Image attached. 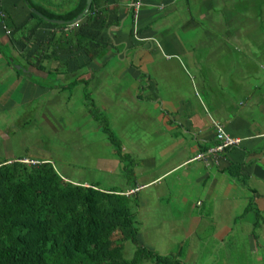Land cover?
<instances>
[{
    "label": "crops",
    "instance_id": "0c3cea01",
    "mask_svg": "<svg viewBox=\"0 0 264 264\" xmlns=\"http://www.w3.org/2000/svg\"><path fill=\"white\" fill-rule=\"evenodd\" d=\"M48 1L51 11L62 12L76 2ZM64 1L71 2L69 7ZM131 2L99 4L98 20L84 30L92 37L91 49L105 46L93 59L75 45L70 33L74 27L63 31L37 22L22 0H0V13L5 15L0 19V43L10 40L13 50L46 71L74 73L86 64L76 77L90 79L92 103L134 159L135 184L131 187L119 176L108 140L102 142L98 136L90 142H100L93 148L98 155L84 161L96 171L116 172L119 187L70 182L136 193L137 236L148 248L165 254L167 246L156 238L164 223L171 252L185 244L183 262L215 264L217 259L206 258L209 249L220 255L218 249L234 237V230L238 234L246 228L252 239V212L239 216L249 200L264 217V0H141L134 20ZM81 43L79 39L76 44ZM13 69L0 57V110L2 99L11 103L8 95L24 98L37 91ZM58 79L61 84L69 81L64 75ZM80 87L76 84L68 93ZM47 93L57 96L59 91ZM211 118L239 142L224 153L194 159L200 148L214 143ZM103 150L110 154L107 166L98 161ZM77 155L85 157L82 151ZM180 186L192 195L183 194ZM176 200L182 212L170 211ZM246 214L251 219L242 224ZM257 228L259 241L264 222Z\"/></svg>",
    "mask_w": 264,
    "mask_h": 264
},
{
    "label": "trees",
    "instance_id": "16d2710c",
    "mask_svg": "<svg viewBox=\"0 0 264 264\" xmlns=\"http://www.w3.org/2000/svg\"><path fill=\"white\" fill-rule=\"evenodd\" d=\"M22 2L28 9L36 10L46 19L69 21L79 15L85 0H76L75 5L67 12H62L61 9L51 11L48 0ZM101 2L102 0H91L87 14L76 21L74 31L70 32L73 33L77 48L90 53L91 59L105 49L104 45L91 49L88 44L92 37H87L84 33L86 27L98 20ZM70 4V1L63 3L66 8ZM30 15L37 22H44V19L32 12ZM4 18L5 15L0 17L1 21ZM98 23L103 25L104 21L100 20ZM65 26L54 25L60 30ZM79 39L82 42L80 45L76 44ZM0 57L30 84L57 91L81 84V93L86 100L84 108L104 132L119 164V176L127 185L134 186V159L128 151L121 148L120 140L108 127L107 119L92 103L87 91L90 79L76 77L75 72L80 73L86 69V64L79 66L74 73L46 71L41 65L29 62L13 50L10 40L0 43ZM16 65L19 66L17 71L14 67ZM22 69L26 72H22ZM60 75L69 77V81L61 84L58 79ZM215 143L214 139L210 147L200 148L195 154L204 153L205 158L213 156V153L206 151ZM226 150L229 149L224 148L218 154ZM23 158L0 160V264H184V243L179 244L175 252L165 255L138 241V224L133 217L138 204L136 193L124 194L112 187L104 190L97 183H72L63 179L49 162L32 159L22 162ZM233 175L237 176L236 173ZM252 204V200H249L239 216L247 211L252 212L250 235L255 240L253 232L264 222V217ZM126 242L133 245L129 258H125L123 253Z\"/></svg>",
    "mask_w": 264,
    "mask_h": 264
},
{
    "label": "rangeland",
    "instance_id": "374dc122",
    "mask_svg": "<svg viewBox=\"0 0 264 264\" xmlns=\"http://www.w3.org/2000/svg\"><path fill=\"white\" fill-rule=\"evenodd\" d=\"M36 87L37 91L34 90L36 93L30 96L21 98L11 94L8 95L12 99L11 103H6V99L1 101L4 106L0 110V160L24 157L21 159L22 162H29L28 159L47 161L61 177L67 180L98 181L99 186L104 188L109 185L119 187L120 180L116 172L113 171L108 175L103 171H96L90 162L87 163L92 154L98 155L97 150L93 149L94 146H101L100 142L91 145V138L98 136L102 138V142L106 140L98 122L84 112L86 100L81 90L68 93L69 89H64L56 96L49 95L46 87L38 85ZM45 88L47 91L43 92ZM211 120L215 119L211 118ZM79 151H82L85 157L77 155ZM107 156H110L108 150L106 152L103 150V159H98L100 166L109 164L110 161L106 160ZM178 189L189 197L192 195V192L185 190L182 186ZM194 199L191 198V200ZM178 200L171 203L170 211L182 212L183 206L177 204ZM245 218L242 224L247 219L250 220L251 215L246 214ZM161 225L159 226L161 233L156 238L165 243L168 249L164 251L167 254L171 252L173 245L171 238L169 240L164 234L167 224ZM253 233L258 234V228H255ZM232 236L234 237L225 239L223 248L218 249L220 255L209 249L206 258L217 259L215 264H264V237H261L259 241L250 239L246 228L245 230L241 228L238 234L234 230ZM137 238L143 243L139 235ZM132 249L133 245L126 242L123 249L125 258L130 257ZM184 263L193 264L189 259H186Z\"/></svg>",
    "mask_w": 264,
    "mask_h": 264
},
{
    "label": "built area",
    "instance_id": "2783aa9c",
    "mask_svg": "<svg viewBox=\"0 0 264 264\" xmlns=\"http://www.w3.org/2000/svg\"><path fill=\"white\" fill-rule=\"evenodd\" d=\"M141 0H132V2L130 3L129 7L132 10V18L133 20L136 17V13L138 11V8L141 5ZM0 17H4V15L2 13H0ZM76 26V22L66 25L63 28V31H66L68 29H70L71 27H75ZM2 30L4 31L5 34H8V30L5 29V27L2 25L1 26ZM211 125L214 131V139L216 141L215 145L211 148L207 149V153H213V155L215 153L220 152L221 150H223L224 148L229 149V147H233L236 146L237 143L239 142V139L230 135H227V133L224 131L223 127L221 126V124L218 121L215 120H211ZM194 159H204V153H197L193 156Z\"/></svg>",
    "mask_w": 264,
    "mask_h": 264
},
{
    "label": "water",
    "instance_id": "95a60500",
    "mask_svg": "<svg viewBox=\"0 0 264 264\" xmlns=\"http://www.w3.org/2000/svg\"><path fill=\"white\" fill-rule=\"evenodd\" d=\"M91 4V0H85L84 3V8L82 9V11L79 13V15L77 17H75L73 20H69V21H61V20H56V19H46L44 18V16H42L39 12H37L36 10L30 8V12H32L34 15H36L37 17L44 19V22L49 23V24H53V25H69L72 24L74 22H76L77 20H80L81 18H83L90 7ZM16 70H19V66H14ZM22 72H26V70L22 69Z\"/></svg>",
    "mask_w": 264,
    "mask_h": 264
}]
</instances>
